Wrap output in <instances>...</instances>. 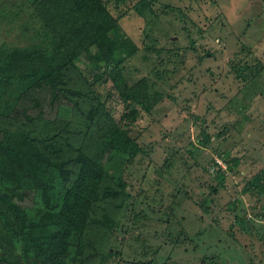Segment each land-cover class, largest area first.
<instances>
[{
  "label": "rangeland",
  "instance_id": "1",
  "mask_svg": "<svg viewBox=\"0 0 264 264\" xmlns=\"http://www.w3.org/2000/svg\"><path fill=\"white\" fill-rule=\"evenodd\" d=\"M104 2L121 36L138 48L123 74L142 85L153 107L126 126L146 153L125 169L132 197L115 213V227L94 224L86 232L99 250L87 264H264V0H151L144 15L138 0ZM42 11L32 0H0V50L25 45L46 22L60 38L59 16L49 13L48 20ZM74 47V40L64 42L65 51ZM239 63L263 67L245 80L234 68ZM67 68L70 87L86 93L73 96L84 108L95 102V91L121 120L128 110L112 81L100 82L82 56ZM8 74L0 69V80ZM16 85L0 81V126L38 136L59 128L72 144L81 142L87 126L77 107L44 123L9 117ZM234 158L240 163L229 171L226 159ZM216 160L226 167L224 186L221 172L210 169ZM2 234L0 247L18 257Z\"/></svg>",
  "mask_w": 264,
  "mask_h": 264
},
{
  "label": "trees",
  "instance_id": "2",
  "mask_svg": "<svg viewBox=\"0 0 264 264\" xmlns=\"http://www.w3.org/2000/svg\"><path fill=\"white\" fill-rule=\"evenodd\" d=\"M127 1L114 0L116 4ZM32 2L48 20H52L49 13L59 16L63 33L54 37L53 26L46 22L33 28L25 45L0 50V69L5 67L9 73L0 81L17 82L6 114L26 123H44L67 108L71 114L77 107L87 128L82 130L81 142L72 144L59 128L38 136L25 128L0 126V229L19 250L14 258L0 247L4 251L0 264H87L99 250L87 242L86 232L94 224L95 230L115 227V213L132 197L125 169L146 153L126 126L137 123L143 112L150 113L153 104L142 85L132 86L123 74L125 61L138 48L128 36H121L119 19L104 0ZM49 7L59 13L50 12ZM135 7L144 15L152 3L138 0ZM67 40H74L76 47L65 51ZM80 56L94 65L100 82H113L128 110L120 121L112 117L107 101L95 91V102L88 108L73 97L86 98V93L70 87L67 68L69 59ZM262 67L234 66L245 80L253 79ZM114 93L111 90L108 95ZM226 161L229 171L240 163L239 158ZM224 170L217 171L223 186ZM260 181L257 177L252 185L260 186Z\"/></svg>",
  "mask_w": 264,
  "mask_h": 264
},
{
  "label": "built area",
  "instance_id": "3",
  "mask_svg": "<svg viewBox=\"0 0 264 264\" xmlns=\"http://www.w3.org/2000/svg\"><path fill=\"white\" fill-rule=\"evenodd\" d=\"M221 168H222V170L226 169L225 164L221 160H217V164L213 165L211 170H212V172H217V171H220Z\"/></svg>",
  "mask_w": 264,
  "mask_h": 264
}]
</instances>
